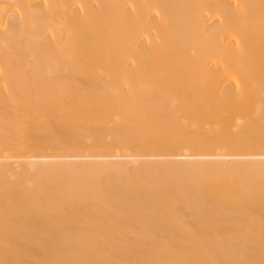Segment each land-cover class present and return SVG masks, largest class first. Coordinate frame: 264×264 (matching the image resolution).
<instances>
[{"label":"bare ground","instance_id":"1","mask_svg":"<svg viewBox=\"0 0 264 264\" xmlns=\"http://www.w3.org/2000/svg\"><path fill=\"white\" fill-rule=\"evenodd\" d=\"M0 264H264V0H0Z\"/></svg>","mask_w":264,"mask_h":264}]
</instances>
